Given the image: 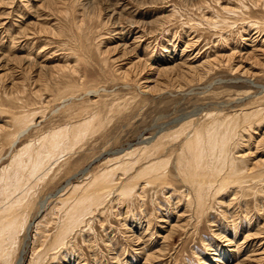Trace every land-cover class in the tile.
<instances>
[{"label":"rangeland","instance_id":"rangeland-1","mask_svg":"<svg viewBox=\"0 0 264 264\" xmlns=\"http://www.w3.org/2000/svg\"><path fill=\"white\" fill-rule=\"evenodd\" d=\"M263 172L264 0H0V264H264Z\"/></svg>","mask_w":264,"mask_h":264},{"label":"bare ground","instance_id":"bare-ground-1","mask_svg":"<svg viewBox=\"0 0 264 264\" xmlns=\"http://www.w3.org/2000/svg\"><path fill=\"white\" fill-rule=\"evenodd\" d=\"M222 122V121H221ZM82 128V127H81ZM223 128V127H222ZM244 128V127H243ZM29 129V128H28ZM80 129V128H79ZM82 130V129H81ZM251 130V129H250ZM77 131V130H76ZM83 131V130H82ZM210 134V133H209ZM245 134V133H244ZM199 136V135H198ZM236 136V135H235ZM201 138V137H200ZM229 138V137H228ZM190 139V138H189ZM194 139V138H193ZM196 139L198 140V137H196ZM204 140V139H203ZM188 141V140H187ZM220 141V140H219ZM227 142V141H226ZM199 143V142H198ZM201 143V142H200ZM229 143L230 142H228V144H227V147L229 146ZM190 144H192V143H190ZM207 144H208V148H209V150L207 151V153H209V155H211L210 156V160L208 161V169L210 170V175H211V177L210 176H208V175H202L201 177H194V179H192V182H196V183H198V184H201L202 183V185H203V182H209V178H210V181L211 180H213L212 178H213V176L214 175H221L220 177H221V179H222V181H224V183H226V181L225 180H233V183H235L234 185L235 186H239L240 185V183H241V185L243 184V183H245L246 182V180L248 179L249 181H250V178H252L251 177V174H245V173H243V171L244 170H242L241 168H244V167H241V168H239L238 166H237V161L236 160H232L233 159V157H232V153H231V151H228L227 150V152L226 153H224V150H225V148H226V146H220V152L219 153H221L222 155H221V157L219 158V159H216V157H215V155H216V141H215V139H214V136H212V135H210L209 136V138H208V140H207ZM187 146V145H186ZM67 148V147H66ZM205 148V147H204ZM207 148V147H206ZM72 149V148H71ZM158 150V149H157ZM190 150H191V158H192V162H193V164H196V163H199L200 162V157H199V155H203V148H202V150H201V147L198 145V146H196L195 144L194 145H190ZM205 150V149H204ZM50 151V150H49ZM159 151V150H158ZM159 156V155H158ZM49 158V157H48ZM203 159V158H202ZM131 160V159H130ZM205 161V160H204ZM149 162V161H148ZM232 162H235L234 163V165H232ZM201 163V162H200ZM202 164V163H201ZM39 166V165H38ZM135 166V165H134ZM192 166V165H191ZM202 167V166H201ZM36 168H37V166H36ZM132 168H135V167H130V169H132ZM254 168V167H253ZM160 168H159V166H156V165H149V166H146L145 168H142V171L140 172V173H138L137 175L138 176H136V177H133L134 179H132L131 181H129V182H127V183H119V184H116L115 183V181L113 180V172H111V173H109V174H106V175H103L102 177H99V178H95L93 181H92V183H90L89 185H90V187L89 188H87V189H85L82 193H81V195H79V196H77V198H76V208H81V206L82 205H84L86 202H88V201H94V200H96V199H102V196L103 195H109L110 193H114V191L116 192V191H120L121 193H123V194H128V192H131L133 189H134V187H135V185L134 186H131L133 183H135V184H137V185H139L138 183H139V181H142L141 179H143L144 177H146V176H148L149 174H152L153 172H156V171H158ZM201 170V169H200ZM199 170V171H200ZM203 170V169H202ZM256 170H257V168H256ZM37 171V170H36ZM252 171V170H251ZM33 172H34V170H33ZM180 172V171H179ZM192 172V171H191ZM206 172V171H205ZM260 172V171H259ZM261 172H262V170H261ZM181 173V172H180ZM264 173V172H263ZM189 174V173H188ZM202 174V173H201ZM255 174V173H254ZM156 175H158V174H156ZM198 175H199V172H198ZM255 176H256V174H255ZM161 177V176H160ZM182 177V176H181ZM257 177V176H256ZM148 178V177H147ZM159 178V177H158ZM187 178V177H186ZM185 178V179H186ZM189 178V177H188ZM260 178V177H259ZM261 178H262V180H263V178H264V175H261ZM261 178H260V180H261ZM149 179H152V176L149 178ZM160 179H162V178H160ZM219 179V178H218ZM254 179V178H253ZM139 180V181H138ZM157 180V179H156ZM216 180V182H218L217 181V179H215ZM214 180V181H215ZM255 180V179H254ZM124 181V180H123ZM149 181V180H148ZM152 181V180H151ZM221 181V180H220ZM222 181H221V183H220V185L222 184ZM143 182V181H142ZM146 181L144 180V182L143 183H145ZM154 182V181H153ZM213 182V181H212ZM262 182V181H261ZM260 182V183H261ZM264 182V181H263ZM151 184H152V182H150ZM156 183V182H155ZM187 183H191V182H187ZM195 183V184H196ZM248 183V182H247ZM246 183V184H247ZM253 183V182H252ZM141 184V183H140ZM194 184V185H195ZM198 184H197V186H198ZM218 184V183H217ZM249 184V183H248ZM207 185H209V184H207ZM207 185H205V186H207ZM212 186H213V184H211ZM224 185V184H223ZM250 185V184H249ZM191 186H192V184H191ZM215 186H216V184H215ZM218 186V185H217ZM217 186H216V190H217ZM222 186V185H221ZM229 185H227V187H228ZM243 186V185H242ZM226 187V188H227ZM207 188V187H206ZM213 188V187H212ZM219 188H221V187H219ZM225 188V187H224ZM229 188V187H228ZM231 188H232V185H231ZM230 188V189H231ZM243 188V187H242ZM246 188V187H245ZM238 189H239V187H238ZM247 189V188H246ZM245 189V190H246ZM224 190V189H223ZM241 190V189H240ZM245 190H243V191H245ZM195 191H196V189H195ZM213 191H215V190H213ZM222 191V190H221ZM242 191V190H241ZM137 192V191H136ZM218 192H220L219 190H218ZM239 192V191H238ZM205 193H206V191H205ZM215 193V192H214ZM77 194V193H76ZM80 194V193H79ZM196 194H197V192H196ZM220 194V193H219ZM218 194V195H219ZM238 194V193H237ZM237 194H235V195H237ZM214 197H215V195H214ZM107 198V197H106ZM105 198V199H106ZM195 198V197H194ZM198 198V197H197ZM74 199H75V197H74ZM105 199H104V201H105ZM205 199H206V197H205ZM99 201V200H98ZM203 201V200H202ZM64 204H66V201L64 200ZM95 202V201H94ZM100 202V201H99ZM103 202V201H102ZM201 202V201H200ZM17 203H18V201H17ZM98 203V202H97ZM101 203V202H100ZM205 203H206V201H205ZM14 204V203H13ZM88 204H89V202H88ZM87 203H86V205H88ZM95 204V203H94ZM102 204V203H101ZM100 205V204H99ZM94 206V205H93ZM202 206V205H201ZM206 206V205H205ZM83 207V206H82ZM198 207V206H197ZM15 208V207H14ZM13 208V209H14ZM84 208H85V205H84ZM11 209V208H10ZM10 209H8V210H10ZM91 209V208H90ZM89 209V210H90ZM202 209V208H201ZM7 210V211H8ZM89 210H87V211H89ZM15 210H11L9 213H8V217L9 218H7L6 220H3L5 223H3L4 225L5 224H8V221L10 220V219H12V218H14V215H16L15 213H17V212H14ZM17 211H19V210H17ZM65 211V210H64ZM77 211H78V209H77ZM76 211V212H77ZM75 213V212H74ZM20 214H22V213H20ZM19 213H18V215H20ZM80 214V213H79ZM86 214V213H85ZM73 215V214H72ZM24 216V215H23ZM22 216V217H23ZM82 216H84V215H82ZM7 217V216H6ZM16 217V216H15ZM76 217V216H75ZM81 217V216H80ZM18 218H19V216H18ZM78 218H74L72 221H70V225L73 223V222H77L78 220H77ZM18 220V219H17ZM77 220V221H76ZM2 221V219H0V222L2 223L3 222ZM9 222H11V221H9ZM13 223H14V221H13ZM12 224V223H11ZM67 224V222L66 223H64L63 225L64 226H67L66 225ZM68 224V225H69ZM73 225H75V224H73ZM64 226H62V227H64ZM1 227V226H0ZM72 228V226L70 227V228H68V229H71ZM4 229V228H3ZM6 230V229H5ZM5 230H2V231H0V248H3L4 246H3V243H4V241H5V233H6V231ZM9 233H11V232H9ZM2 234V235H1ZM8 235V234H7ZM5 249V248H4ZM1 251L2 250H0V254H1ZM5 255V254H4ZM3 259V258H2ZM44 259V258H43ZM42 260V259H41ZM43 262V261H42ZM37 263V262H36ZM19 264H22V261L19 263Z\"/></svg>","mask_w":264,"mask_h":264}]
</instances>
